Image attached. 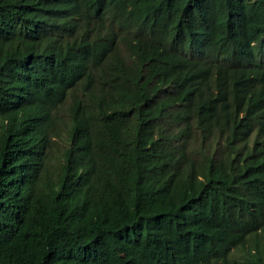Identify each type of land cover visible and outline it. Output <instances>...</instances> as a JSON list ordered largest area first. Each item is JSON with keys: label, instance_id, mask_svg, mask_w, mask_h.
I'll list each match as a JSON object with an SVG mask.
<instances>
[{"label": "trees", "instance_id": "16d2710c", "mask_svg": "<svg viewBox=\"0 0 264 264\" xmlns=\"http://www.w3.org/2000/svg\"><path fill=\"white\" fill-rule=\"evenodd\" d=\"M0 264H264V0H0Z\"/></svg>", "mask_w": 264, "mask_h": 264}, {"label": "bare ground", "instance_id": "6f19581e", "mask_svg": "<svg viewBox=\"0 0 264 264\" xmlns=\"http://www.w3.org/2000/svg\"><path fill=\"white\" fill-rule=\"evenodd\" d=\"M104 12V11H103Z\"/></svg>", "mask_w": 264, "mask_h": 264}]
</instances>
